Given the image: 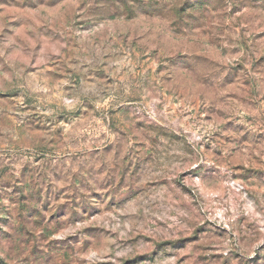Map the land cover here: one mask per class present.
Wrapping results in <instances>:
<instances>
[{
	"label": "rangeland",
	"instance_id": "1",
	"mask_svg": "<svg viewBox=\"0 0 264 264\" xmlns=\"http://www.w3.org/2000/svg\"><path fill=\"white\" fill-rule=\"evenodd\" d=\"M0 264H264V0H0Z\"/></svg>",
	"mask_w": 264,
	"mask_h": 264
}]
</instances>
